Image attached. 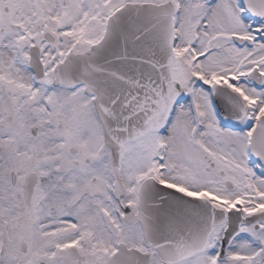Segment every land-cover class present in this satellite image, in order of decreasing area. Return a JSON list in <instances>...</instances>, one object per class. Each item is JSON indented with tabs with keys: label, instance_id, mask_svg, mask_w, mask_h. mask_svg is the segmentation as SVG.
Returning <instances> with one entry per match:
<instances>
[{
	"label": "snow or ice",
	"instance_id": "1",
	"mask_svg": "<svg viewBox=\"0 0 264 264\" xmlns=\"http://www.w3.org/2000/svg\"><path fill=\"white\" fill-rule=\"evenodd\" d=\"M0 264H264V0H0Z\"/></svg>",
	"mask_w": 264,
	"mask_h": 264
}]
</instances>
